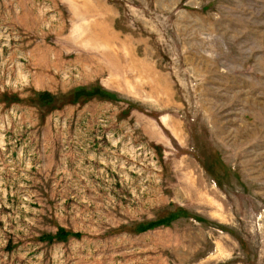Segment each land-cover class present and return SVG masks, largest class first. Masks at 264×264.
Returning a JSON list of instances; mask_svg holds the SVG:
<instances>
[{"label": "rangeland", "instance_id": "rangeland-1", "mask_svg": "<svg viewBox=\"0 0 264 264\" xmlns=\"http://www.w3.org/2000/svg\"><path fill=\"white\" fill-rule=\"evenodd\" d=\"M0 264H264V0H0Z\"/></svg>", "mask_w": 264, "mask_h": 264}, {"label": "trees", "instance_id": "trees-1", "mask_svg": "<svg viewBox=\"0 0 264 264\" xmlns=\"http://www.w3.org/2000/svg\"><path fill=\"white\" fill-rule=\"evenodd\" d=\"M42 98H43V99H45V98L50 99V95L47 94V93H43V94H42ZM156 223H157V222H153V224H156ZM150 225H152V224H150ZM150 225H149V226H150ZM145 228H146V227H143L142 229H145Z\"/></svg>", "mask_w": 264, "mask_h": 264}]
</instances>
